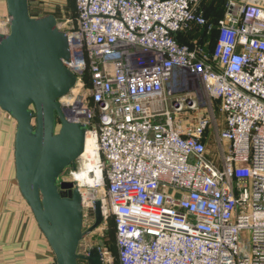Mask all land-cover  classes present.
<instances>
[{
  "label": "built area",
  "instance_id": "built-area-1",
  "mask_svg": "<svg viewBox=\"0 0 264 264\" xmlns=\"http://www.w3.org/2000/svg\"><path fill=\"white\" fill-rule=\"evenodd\" d=\"M201 1L75 0L65 19L60 103L101 181L63 179L93 196L84 224L96 200L113 220L118 264H264V0H224L211 50L179 40L212 29Z\"/></svg>",
  "mask_w": 264,
  "mask_h": 264
},
{
  "label": "water",
  "instance_id": "water-1",
  "mask_svg": "<svg viewBox=\"0 0 264 264\" xmlns=\"http://www.w3.org/2000/svg\"><path fill=\"white\" fill-rule=\"evenodd\" d=\"M8 32H0V110L16 123L15 180L55 264H104L103 240L79 252L82 240L103 223L100 201L84 224L80 189L63 179L85 144V124L68 119L60 99L76 83L64 64L69 41L54 15L33 16L29 0H5Z\"/></svg>",
  "mask_w": 264,
  "mask_h": 264
},
{
  "label": "crops",
  "instance_id": "crops-1",
  "mask_svg": "<svg viewBox=\"0 0 264 264\" xmlns=\"http://www.w3.org/2000/svg\"><path fill=\"white\" fill-rule=\"evenodd\" d=\"M203 1V15L214 24L217 14L221 15L218 11L220 9L214 2L215 6L210 7L211 0ZM205 1H207L206 4ZM259 1L263 2V0ZM69 3L71 4L69 0H55V2L29 0V7L31 10L34 5L37 16L50 13L55 19L65 20L69 17L67 16ZM72 6L74 8L75 0ZM3 18H7L6 5L5 0H0V28ZM4 125L8 130L4 128ZM15 129L14 119L0 110V264H55L54 254L29 206L22 198L15 180L13 158ZM5 160L7 169L4 168ZM5 170L10 171L7 176ZM91 246L93 245L89 247ZM80 264H86V262Z\"/></svg>",
  "mask_w": 264,
  "mask_h": 264
},
{
  "label": "rangeland",
  "instance_id": "rangeland-1",
  "mask_svg": "<svg viewBox=\"0 0 264 264\" xmlns=\"http://www.w3.org/2000/svg\"><path fill=\"white\" fill-rule=\"evenodd\" d=\"M55 2V0H53ZM69 2H71L72 4V0H69ZM224 3V0L222 1ZM207 3V1H205V4ZM71 4L69 3V11H68V14L67 16H69L67 19H69L71 21V23L74 21V14L72 15V7H71ZM71 7V8H70ZM220 5L217 7L219 8ZM31 14L33 16H37L38 14L36 13V10H35V7L34 5L32 6L31 10H30ZM42 14V13H41ZM4 20V18H3ZM2 20V21H3ZM70 23V24H71ZM56 24L57 26L60 28V29H64L66 27V24H65V20L61 19V18H58L56 19ZM69 98L68 96L63 98H61L60 100H64V99H67ZM7 114V113H6ZM8 115V114H7ZM4 128L6 129V126L4 125ZM8 130V128L6 129ZM13 132V130H12ZM208 136L212 139L213 135H212V132L210 131ZM209 149L211 151V153L215 156V149H214V143L212 140H210V143H209ZM11 158V157H10ZM9 158V160H11ZM83 159H77V161L75 162V169H78L82 166L83 164ZM7 167V161L5 160V163H4V168ZM72 170V168H68L66 169V171L64 172L63 174V177H66V176H69L70 175V171ZM10 172V171H7L5 170V175L7 176V173ZM13 177V176H12ZM93 215L92 214H88L85 218L86 222L85 224L89 225L93 220ZM99 238H102L104 239L105 241V244H104V248L106 250V252L108 253L109 256H111L113 258L112 260V263L115 264V260H114V253L112 252V241H113V235H112V227H111V223L109 221V219L107 221H105V223L103 225H101L98 229H96L95 231H93L91 234H89L88 236H86L80 246H79V252L80 253H84L85 252V249L90 246V245H95L97 243V240ZM83 263V262H81Z\"/></svg>",
  "mask_w": 264,
  "mask_h": 264
},
{
  "label": "bare ground",
  "instance_id": "bare-ground-1",
  "mask_svg": "<svg viewBox=\"0 0 264 264\" xmlns=\"http://www.w3.org/2000/svg\"><path fill=\"white\" fill-rule=\"evenodd\" d=\"M2 32V30L0 29ZM96 143L95 138L87 133L85 134V144L82 154L79 156L82 158L83 164L81 169L75 173V179L79 184L94 185L101 181V173L98 168V159L96 157ZM79 188V187H78ZM81 192V191H80ZM82 203L92 198V194L87 192H81Z\"/></svg>",
  "mask_w": 264,
  "mask_h": 264
},
{
  "label": "trees",
  "instance_id": "trees-1",
  "mask_svg": "<svg viewBox=\"0 0 264 264\" xmlns=\"http://www.w3.org/2000/svg\"><path fill=\"white\" fill-rule=\"evenodd\" d=\"M211 1H212V4L213 5L210 3L209 4L210 7H214L215 4H216V6L217 5L218 6L220 5V7H219L220 10H218V11L221 13V15L217 14L218 15V17H216L217 18L216 21H217L224 14V6H223V2H222L223 0H211ZM202 2L204 3V1L203 0L201 1L200 9H201V11L203 13L204 10H203V7L202 6L204 4ZM72 4H73V0H72ZM72 4H71V6H72ZM73 14H74V16L76 14L75 6H74V8H72V15ZM206 19L209 22H212L209 18H206ZM216 21L213 24L212 29L209 32L206 31V28L205 27H201V28L200 27H196L190 33H181L179 35V40L182 41V42H188V41H190L191 38L192 39H196L200 44L207 45V49L211 50L212 49V46L214 44L215 38H216ZM195 36H197V37H195ZM85 79L88 80L87 75H85ZM109 221L111 223L112 235H113V241H112V246H111L112 248L111 249H112V252L114 253L115 264H118V260H117V249H116V245H115V226H114V223H113V220L112 219H109ZM102 240H103V246H104L105 241H104V239H102ZM81 262H85V261H80V263Z\"/></svg>",
  "mask_w": 264,
  "mask_h": 264
}]
</instances>
